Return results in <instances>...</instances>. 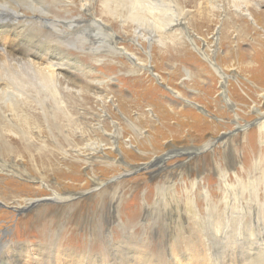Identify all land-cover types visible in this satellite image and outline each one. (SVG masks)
Here are the masks:
<instances>
[{
    "label": "rangeland",
    "instance_id": "1",
    "mask_svg": "<svg viewBox=\"0 0 264 264\" xmlns=\"http://www.w3.org/2000/svg\"><path fill=\"white\" fill-rule=\"evenodd\" d=\"M216 1L219 4L217 7H213L210 0H197L196 4L185 7L190 15L201 11L208 18L197 24L195 18L189 16L185 23L180 24L186 30L190 27L194 31L193 45L188 44L189 40L185 37L184 43L183 39L175 42L171 38L164 40L162 37L165 46H160L158 40H152V44L150 40L141 38L134 41L131 36L134 35L133 26L126 15L123 16L126 19L124 24L120 20L115 21L119 24L115 26L116 31L126 37L123 42L134 46L135 56L142 58L144 64L147 58L150 60L151 68L148 70H139L131 54L118 57L102 51L101 47H98V51L97 48L93 50V44L87 38L76 35L75 22H70L79 13V7L77 11L60 7L62 11L56 18L65 21L66 32L70 33L64 42V50L59 51L68 60L69 68L62 72L63 85L66 87L61 94L66 109L64 115L45 118L42 111L39 112L40 106L33 100L29 103L32 116L25 124L26 119L19 116L20 112L18 116L14 115L10 103L0 100V135L7 143L3 147L5 154L2 157L14 166H26L36 180L33 183L7 172H1L0 176L13 177L11 179L14 181L6 185L15 189V193L40 199L37 205H33V202L22 204V200L11 199L9 203L14 205L13 209L4 200H0L2 232L7 230L6 224L14 228L22 220L30 228L29 232L22 233L21 229L15 231L17 239L30 240L32 248L23 256L28 264H36L45 250L49 251L48 256L53 264H111L114 261L111 258L113 252L118 255L120 253L104 250L101 244L107 243L128 246L127 252L132 255L129 262H140L135 264H142L141 261L152 264L149 262L152 259L153 264H168L170 261L171 264H214L209 259H196L191 255L175 254L169 261L158 256L161 248L157 246L160 242L154 239L157 227L152 224L153 221L150 223L146 220V212L149 205H158L162 201L158 190L165 183L166 177L161 179L160 173L172 170L185 159L191 163L193 158L208 153L206 160L200 161V171L203 172L206 162L212 159L209 152L223 140L248 131L251 132L240 138L242 142L249 139L254 148L250 154L256 156L252 154L248 157L246 152V168L240 176L234 174V167L240 168V162L230 167L233 185L231 195H241L239 199L245 200L246 197L250 198V192L257 185H264V127L258 129V126L264 124V0H258L259 3L255 0ZM93 13L98 15H91L93 21H105L104 13H97L96 10ZM155 26L147 24V32L160 35L163 26ZM115 38L117 36L113 35V43L116 42ZM9 39L16 40L13 36ZM3 41L7 40L0 36L1 62L5 60L3 49L8 48ZM58 42L47 47L49 53L43 51L45 56L48 55V60L38 62L43 69L46 67V70H52L49 62L58 59L53 54L57 52L55 45ZM153 45L168 50L160 57L153 53L152 59L146 51L150 52ZM34 60L37 61L36 58ZM216 67L235 82L231 86H236V91L230 92L236 100L235 107H230L224 100L227 83L225 86L221 82ZM7 86L0 81V91L13 90L9 88L10 83ZM100 98L105 105L101 106ZM42 104L49 106L48 102ZM18 107L26 109L25 105ZM142 113H153L156 119L165 118L170 129L164 127L166 131H156L157 137H164L147 140L145 146L139 147L144 139L155 137V130L137 117ZM235 113L240 122H237L239 120ZM82 117L87 122L82 121ZM130 124L138 125L141 130L131 129ZM85 127L90 129L83 132ZM65 134L68 139L71 138V146L62 142ZM90 135L94 139L99 138L106 146L101 151L81 150L84 146L83 138ZM44 137L42 147L41 139ZM56 140L62 142L60 147ZM205 141L209 142V147L202 150ZM28 142L30 149L25 150L24 143ZM168 147L189 150L166 160L162 155ZM245 151L239 147L237 156L240 160L245 158ZM0 153L3 155L1 150ZM81 153H88L94 158L103 155L109 159L114 157L118 167L103 168L93 161L91 171L86 163L80 161ZM189 162L183 163L186 172L183 176L193 180L195 172ZM131 164L139 166L133 169ZM58 166L62 173L55 170ZM212 176L210 182L214 181ZM237 177L242 181H236ZM94 179L102 182L96 184ZM243 187L246 190L243 191ZM80 190L83 192L79 193ZM65 195L69 199L64 198ZM177 195L181 205L186 208L188 196L184 192H177ZM194 195L190 194L189 198L196 202L197 196ZM4 210L7 213L1 212ZM158 218V226L164 229L167 220ZM44 241L47 243H41ZM263 259L264 249H261L257 259L249 264H264ZM226 264L239 263L226 259Z\"/></svg>",
    "mask_w": 264,
    "mask_h": 264
},
{
    "label": "bare ground",
    "instance_id": "2",
    "mask_svg": "<svg viewBox=\"0 0 264 264\" xmlns=\"http://www.w3.org/2000/svg\"><path fill=\"white\" fill-rule=\"evenodd\" d=\"M165 1H167V3H165ZM210 1L213 3V7L219 6L216 0ZM79 2L81 3L79 4ZM255 2L259 3L258 0H255ZM196 3L197 0H0V36L5 37V40L7 41H3L4 45L9 48V50L8 48H6V50L3 49L5 60L2 59L3 61H0V81L1 83H6L8 86L10 83L11 86H9V88L11 87L13 89L12 91H0V100L4 99L7 103H10L11 113L14 115L17 114L18 116L20 112L19 116L26 119L25 124H27L29 117L32 116V108L29 105L33 100L40 106L39 112L42 111L45 118L50 116L57 118L60 115H64V110L66 109H64L65 105L61 94L66 87L63 85L62 72L69 68L67 66L68 60L64 57L65 55L63 52L59 51L64 50V42L70 33L66 32L65 21L56 18L61 10L60 7L64 10L69 7L71 10L75 11H77L79 7V13L76 14L70 22H75L77 29L76 35H83V37L87 38L88 41L93 44V50L97 48L98 51V47H101L102 51H106V53L118 57L131 54L135 57V63L139 65V70H148L151 68L150 60L147 58L146 63L144 64L142 58L135 56V52H133L134 46L123 42L126 37H123L116 31L115 26H118L119 24L115 21L120 20L121 23L124 24L126 19L123 16L126 15L133 26L132 33L134 35L131 36L134 41H136V38H141L150 40V44H152V40H158L160 46H165L162 37L164 40L165 38H171L175 42H178V39H183V43L186 41L185 38H187L189 40L188 44L192 43L193 45L192 39L195 37L193 34L194 31L190 27L186 30L185 27L183 28L180 24L185 23L189 16H191L192 19L194 17L197 24L208 19L206 14L201 11H197V13L190 15V13L185 10V7ZM94 10L100 14L104 13L106 15V19L104 18L105 21H93L91 15L98 16L93 13ZM165 11L167 12L164 14ZM87 14H90L89 17H87ZM181 18L182 21L180 20ZM109 23L111 25H109ZM150 23L155 24L157 27L163 26V28L160 29V35L156 32L154 35L147 32L148 30L146 29V26ZM125 34L126 33H123V35ZM113 35L117 36V38H115L116 42L114 43ZM11 36L15 37L16 40L9 41V37ZM225 37L227 38L226 33ZM57 40H59L58 44L55 45L57 52H53V54L56 55L58 59L49 62V67H52V70L48 71L46 70V67H44L45 69L40 67L41 63L38 62L48 60V55L45 56L43 51H47V47L51 46L52 43L57 42ZM151 48L150 52L146 51V53L148 52L151 54L149 57L152 59L153 53L157 57H160L163 56V53L166 54V51L168 50H163V48L158 45H153ZM35 58L37 61L34 60ZM215 69L219 74L221 82H224L225 86L227 83V95L224 100L230 107H235L236 104L234 102L236 100H234L230 94L231 91L232 93H235L236 91V86H231V84L235 82H232L228 75L222 72L219 68L216 67ZM41 70L45 71H42L43 73H41ZM100 101L102 102L101 106L105 105V102L102 101V99ZM42 102H48L49 106H43ZM18 105H25L26 109H20ZM34 113L35 112H33V115ZM148 113L138 114L137 117L140 118L142 122L147 123L152 130H155V137L152 136L151 139L143 138L144 141H141V144L138 145L139 147L145 146L147 140H153L156 138L162 139L164 137H157L158 132L156 131L164 129V127L165 129L167 127L170 129V125H167L165 118L156 119L153 113ZM67 116L69 115L67 114ZM83 117L85 118V113L83 114ZM83 117L82 121L87 122ZM235 117L239 120L237 122H240L237 114ZM209 121L215 123L212 120ZM130 127L133 130H141L138 125L130 124ZM263 127L264 124L258 126V129ZM89 129L85 127L83 132H86ZM81 131L82 130H80V132ZM249 132L251 131L229 137L219 144V148L217 147L209 152L212 159H210L209 162H206L203 172L200 171V161L201 159L206 160L208 153L202 155L203 157L197 156L193 158L192 160L194 161H191V163L185 159L181 162L182 165H180V163L178 164L179 166L177 165V167H173L172 170L160 173L161 179L164 180L166 177L165 183L158 190V195L161 197L162 201L158 205H149L148 211L146 212V220L150 223L153 221L152 224L157 227L156 237L154 239L157 242H160V245L157 246L159 247L158 249L161 248L160 252L158 251V256L169 261L168 259H170L172 255L174 256L176 254L182 256V254H184L191 255L196 259L206 258L214 262V264H226V259L233 263L249 264L257 259L261 249H264V185L259 187L257 183V187H254L255 189L253 188V191L249 190L251 191L250 198L244 197L245 200L242 198L239 199L241 195L238 197H236V195H231L233 185L231 184L232 179L230 180L232 175L229 172L230 167L235 166L237 162H240V168L234 167V174L236 176L242 173L246 168V152L249 157L253 154H250V152H254V148L249 139L242 142L240 137L243 138L247 136ZM168 133L170 134V131ZM111 136L114 137L113 133H111ZM68 138V135H66L62 142H66L67 146H71L73 144L72 140L71 138ZM83 139L84 146L81 150L96 151L99 149L101 151L106 146V144L99 138L94 139L91 135ZM41 142V146L43 147L45 137L41 139ZM56 142L58 147H60V143L62 142L57 140ZM205 142H203L202 150L209 147V142ZM6 144L7 143L0 135V150L3 154L1 155L0 153V173H11L12 176H21L23 179L30 182L36 180L35 177L30 175L32 172L28 171L26 166H14L7 163L5 161L6 159L4 160L3 157L5 151L3 147L5 148ZM24 144L25 150H29L31 146L30 143L28 142ZM239 147H243V149L246 150L245 158L243 160H240L237 156ZM188 150V148L182 150L180 148L168 147L162 156L167 160L177 153H182ZM81 155L82 157L80 161L86 163L91 171L94 166L93 161H95L96 165L99 164L103 168L118 167L117 160L114 157L109 159L107 157L105 158L103 155L104 157L99 156L94 158L93 155H89L88 153L84 155L81 153ZM253 155L254 157L256 156L255 154ZM187 162H189L195 172V178H193V180H188L183 176V173L185 172L183 163ZM126 163L129 164L130 162ZM131 165L133 166V169L136 166H139V164ZM55 170L58 173H62L60 166L55 167ZM121 173L122 172H120V175ZM211 175H214L212 176L214 179L213 182H210L211 180H209ZM11 178L13 177L0 176V200H4L11 209L14 208V205L9 203L11 199L22 200V204L33 202V205H37V202L40 199L37 200L29 195L26 196L25 194L15 193V189L6 185L8 182L14 181ZM236 181L242 180L237 177ZM101 182L102 181H94L96 184H100ZM20 183L24 184L25 182ZM261 183L262 182H260V184ZM2 184L5 186H2ZM233 184L235 185V182ZM24 185H26V183ZM46 185H48V183ZM179 185H181V188H179ZM245 188L243 187V191L246 190ZM80 191L81 192L79 193L83 192L82 190ZM177 192H184V195L188 196L186 197L187 201L185 202L186 208L181 205V199L179 195H177ZM237 193L238 191L236 194ZM190 194H195L194 197L197 196L196 202L189 198ZM96 195L98 194H93V196ZM64 198L69 199V196L65 195ZM1 212L7 213L5 210ZM36 214L37 216L39 215V210ZM158 217H163L167 220L164 229L158 226L156 222V220H159L160 222V218ZM23 221L24 220L18 222L14 228H11L6 224L8 228L5 232H2L0 229V264H28L23 256L24 253H28L32 248L29 244L30 240H19L15 236L16 230L18 231L21 229L22 233L25 231L29 232V226H26ZM40 236L42 237V233ZM45 242L46 241L41 243ZM52 246L54 247V244ZM101 246L104 250L117 251L120 253L118 255L116 252H113L111 258H113L114 261L111 264L140 263L139 260L129 262L132 255L127 252V248H129L128 246L123 247L122 244L108 243L101 244ZM181 248L183 249L181 250ZM43 253L44 255L36 264H53L51 258L48 256L49 251L45 250ZM135 257L137 256H133V258ZM152 260L149 262L153 264ZM161 261L159 260V262ZM141 262L142 264H147L144 261ZM168 264H171V261Z\"/></svg>",
    "mask_w": 264,
    "mask_h": 264
}]
</instances>
